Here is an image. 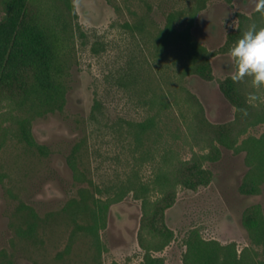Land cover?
Masks as SVG:
<instances>
[{
	"label": "rangeland",
	"instance_id": "obj_1",
	"mask_svg": "<svg viewBox=\"0 0 264 264\" xmlns=\"http://www.w3.org/2000/svg\"><path fill=\"white\" fill-rule=\"evenodd\" d=\"M28 1L0 0V87H6L0 89V137L6 135L0 150V264H60L53 257L68 244L73 224L61 221L40 230L36 244L21 240L22 205L43 217L76 196L79 187L107 203L129 181L151 185L169 149L182 160L176 192L145 219L133 193L121 196L99 231L96 262L76 263H143L142 224L171 236L166 247L151 253L157 264H183L190 237L232 242L239 251L247 246L251 217L257 210L264 216V182L259 194L246 193V152L235 147L264 134V94L251 77L233 81L228 50L250 23L264 26L257 0L205 2L190 29L201 50L188 76L180 74L184 43L168 41L160 49L154 36L170 12H183L175 26L185 27L195 0H69L71 8L66 0H34L63 14L68 24L63 108L33 116L26 125L43 153L21 139L18 121L29 115L11 94L17 76L12 41ZM150 118L152 128L138 140L136 125ZM192 118L194 140L187 128ZM74 149L83 182L73 179ZM86 242L76 239L73 249L87 250Z\"/></svg>",
	"mask_w": 264,
	"mask_h": 264
},
{
	"label": "trees",
	"instance_id": "obj_2",
	"mask_svg": "<svg viewBox=\"0 0 264 264\" xmlns=\"http://www.w3.org/2000/svg\"><path fill=\"white\" fill-rule=\"evenodd\" d=\"M207 0H195L188 13V22L182 29L175 26L183 12H170L161 30L154 36L158 48H162L168 41H180L186 46V61L181 68V75L188 76L195 72L200 45L191 36L190 29L196 14L202 9ZM25 8L21 25L12 41V54L16 66V79L12 85L11 94L14 95L18 108L26 107L27 115L18 121L21 139L29 148H37L43 153L42 147L37 145L28 134L26 125L31 117L43 115L56 110L61 111L68 91L69 65L65 49L68 42V24L62 16L52 12L46 4H37L29 0ZM66 4L71 8L69 0ZM8 14L7 8H5ZM134 28L143 31L141 25ZM0 87V89H4ZM264 94V85L258 86ZM188 98L194 96L186 92ZM188 99L186 100V103ZM196 106L197 102H194ZM194 118V117H193ZM193 118L189 121L188 134L194 140ZM153 119H147L136 125V138L140 140L153 126ZM0 137V150L5 145V133ZM233 148L232 146H229ZM236 152H246L248 171L243 178L246 193L257 195L264 182V134L260 137H248L235 147ZM74 162L69 163L75 182H83L82 174L76 165L77 150L71 153ZM182 160L177 152L169 149L161 156V166L152 184H134L128 182L123 186L121 194H114L106 202L96 199L95 194L87 187H79L76 196L69 199L57 211L47 212L43 217L28 205H22L17 213L21 216L23 227L17 233L20 239L36 244L37 233L45 232L47 228L73 224L69 234L68 244L64 250L57 252L53 262L60 264H80L76 262H96L101 251L99 231L105 226V217L110 205L119 201L124 194L133 193L141 202L142 217L149 218L161 208L163 201L176 192L179 185L175 172ZM1 181V180H0ZM155 192L158 198L152 200L150 193ZM122 196V197H121ZM61 221V224H59ZM70 233V232H69ZM86 240L87 250L73 249L76 239ZM171 236L158 232L142 224L138 233L139 247L145 252L144 262L141 264H157L152 252L162 250L170 242ZM248 244L240 251L235 243L221 244L214 240L195 239L186 241V250L182 257L183 264H264V216L257 210L251 217L247 227ZM260 249V251L258 250ZM4 258L0 256L1 259ZM117 264V263H112Z\"/></svg>",
	"mask_w": 264,
	"mask_h": 264
},
{
	"label": "clouds",
	"instance_id": "obj_3",
	"mask_svg": "<svg viewBox=\"0 0 264 264\" xmlns=\"http://www.w3.org/2000/svg\"><path fill=\"white\" fill-rule=\"evenodd\" d=\"M256 9L264 11V0H257ZM228 55L234 65L233 81L247 76L256 86L264 85V26L250 23L230 46Z\"/></svg>",
	"mask_w": 264,
	"mask_h": 264
}]
</instances>
